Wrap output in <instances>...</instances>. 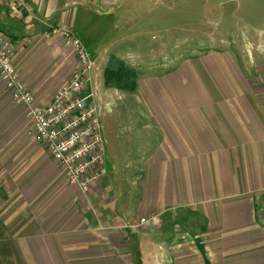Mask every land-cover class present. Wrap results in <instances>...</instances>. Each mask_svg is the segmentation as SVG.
<instances>
[{
  "label": "crops",
  "instance_id": "1",
  "mask_svg": "<svg viewBox=\"0 0 264 264\" xmlns=\"http://www.w3.org/2000/svg\"><path fill=\"white\" fill-rule=\"evenodd\" d=\"M118 2L0 0V33L38 103L49 104L76 67L52 31L70 29L88 48L87 19ZM251 25L264 43V23ZM163 63L167 76L139 77L131 93L114 89L150 105L128 110L137 116L131 130L100 91L103 131L111 120L118 138L106 140V177L85 198L0 82V264H264V60L229 85L211 58ZM203 69L218 85L212 95ZM60 177L65 187L55 191Z\"/></svg>",
  "mask_w": 264,
  "mask_h": 264
},
{
  "label": "rangeland",
  "instance_id": "2",
  "mask_svg": "<svg viewBox=\"0 0 264 264\" xmlns=\"http://www.w3.org/2000/svg\"><path fill=\"white\" fill-rule=\"evenodd\" d=\"M257 22L264 23V2L119 0L114 9L93 13L87 19L89 35L85 34L83 38L90 54L96 59L93 70L96 81L94 80L93 85L89 87V93L97 94L90 101L100 108L102 119L107 110L99 101L100 91L109 93L110 97L105 100L112 104V109L124 115L121 116L124 130H131L130 121L137 117L130 116L131 112L128 110L143 111L146 110V106H150L146 99L147 103L135 98L132 100L131 96L120 100L114 89L104 87L103 58L109 55L119 58L132 56L138 65L134 70L139 74L141 81L145 79L148 81L150 76H167L170 70L162 67L166 59L167 61L171 59L175 65L182 60L194 63L211 58L220 63L224 81L229 85L233 77L238 78L243 74L244 67L255 60L258 63L264 60V43L259 36H251L253 34L251 24L256 25ZM262 28L264 30V25ZM246 37H252L254 47L246 46ZM203 72L204 87L212 95L218 91L216 88L218 85L211 81V75L207 70L203 69ZM113 95L116 96L114 100ZM103 119L105 137L111 146L118 135L116 136L115 130L112 129L111 120ZM24 122L32 126L25 114ZM55 185V191L65 187L61 177ZM80 195L84 198L88 196ZM85 248L87 247L79 246L78 252Z\"/></svg>",
  "mask_w": 264,
  "mask_h": 264
},
{
  "label": "built area",
  "instance_id": "3",
  "mask_svg": "<svg viewBox=\"0 0 264 264\" xmlns=\"http://www.w3.org/2000/svg\"><path fill=\"white\" fill-rule=\"evenodd\" d=\"M60 35L76 57V67L66 83L47 105L38 103L25 86L14 65L11 39L0 33V81L12 101L25 111L37 141L62 171L66 182L80 194L106 177L107 141L102 127L101 110L90 100L95 62L76 33L67 28L52 31Z\"/></svg>",
  "mask_w": 264,
  "mask_h": 264
},
{
  "label": "trees",
  "instance_id": "4",
  "mask_svg": "<svg viewBox=\"0 0 264 264\" xmlns=\"http://www.w3.org/2000/svg\"><path fill=\"white\" fill-rule=\"evenodd\" d=\"M139 75L116 56H110L103 72L104 87L122 92H134L137 88Z\"/></svg>",
  "mask_w": 264,
  "mask_h": 264
}]
</instances>
